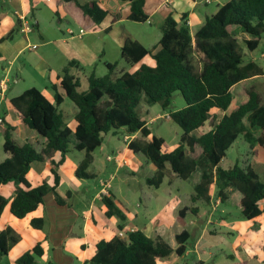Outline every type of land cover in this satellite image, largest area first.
Listing matches in <instances>:
<instances>
[{
  "label": "trees",
  "instance_id": "trees-1",
  "mask_svg": "<svg viewBox=\"0 0 264 264\" xmlns=\"http://www.w3.org/2000/svg\"><path fill=\"white\" fill-rule=\"evenodd\" d=\"M74 1L86 14L96 21L107 16L95 0L81 4ZM130 2V20L146 22V0H123ZM4 14L0 13V21ZM37 28V25L34 24ZM236 30L249 38L244 40L248 51H255L264 36V0H231L221 5L217 12L208 17L204 25L192 34L186 22L179 24L171 15L161 26L159 50L153 55L154 66L140 62L151 50L137 41L128 39L121 48L122 59L130 66L140 64L132 72H123L113 79L117 64H108L109 74L85 78L83 86L79 74L82 68L71 61L60 75L63 94L53 86L54 103L49 101L37 88H30L11 99L12 106L19 112L22 122L38 137L44 140L37 150L32 142L19 145L13 140L11 127L5 132L3 150L9 157L0 162V187L14 181L19 187L11 201L10 212L17 219H24L44 203V197L54 192L59 205H64L56 189L60 177L56 171L66 161L70 151L71 138L74 148L85 153L76 170L78 178L94 177L88 172L93 163V152L102 145L103 136L124 130L128 136L139 133L148 138L151 132L147 122L141 118L142 102L159 103L163 110L171 105L175 92H180L185 106L169 113L170 119L178 125L183 134L180 144L168 153L162 152L163 138L153 136L150 141L133 139L128 149L142 154L155 167L156 172L147 180L150 186L159 188L165 178L167 167L181 180L201 171V179L191 195L193 203L211 201L210 189L216 187L221 203L228 199L225 189L232 186L242 194L239 203L240 214L245 220H253L263 213L264 184L251 165L240 166L237 161L229 169L219 165L228 150L243 137L252 145L264 148V94L257 87L255 77L264 75L263 67L254 61H244L245 51ZM11 31L3 40L11 39ZM237 95L246 100L230 111ZM67 98L77 108L76 127L72 130L64 125L63 114L59 110ZM223 112L217 120L213 111ZM214 127L201 136L194 132L215 121ZM255 130V132L253 131ZM59 153L60 159L54 160ZM49 161L54 184L47 182L32 187L28 173L33 163ZM9 200L0 194V216ZM106 217H117L118 229L123 230L126 217L115 205L111 197L103 196ZM180 210L177 223L183 227L186 212ZM45 221L35 218L31 226L42 229ZM189 233L182 231L176 236L178 247H172L161 237H148L137 230L126 239L118 235L111 240H101L96 245V254L85 264H160L173 253L182 256L186 252ZM20 236L10 227L0 232V253L7 255L10 242H18ZM44 255L41 243L16 259L15 264H36Z\"/></svg>",
  "mask_w": 264,
  "mask_h": 264
},
{
  "label": "crops",
  "instance_id": "crops-1",
  "mask_svg": "<svg viewBox=\"0 0 264 264\" xmlns=\"http://www.w3.org/2000/svg\"><path fill=\"white\" fill-rule=\"evenodd\" d=\"M78 1L81 4H84L89 0ZM95 1L99 3L102 9L107 11V16L101 21H96L92 16L86 14L75 4L74 1L0 0V13L4 14V18L0 21V81L4 78L8 81V89L4 97L0 98V119L2 120V123H0V162L9 157V154L5 153L3 150L5 132L8 127L12 128V138L19 145H23L26 142H32L36 147L37 145L42 146L44 142V140L38 137L33 130L30 131L25 128V124L22 122L19 112L11 104V99L21 94L15 93L16 95L9 96V92H13L16 87H11L9 82V75L14 66L18 64V73L15 75L17 84L27 77V73H30L34 78L42 81L45 88H48V84L50 82L52 83V78H55L60 85V75L63 68L67 63L74 61L80 66V68H82L79 77L82 78L83 86L86 87L87 84L85 78L92 73L96 75L98 67V52L102 50L99 47V43L102 39H106L108 45H105L102 50V54L106 59L102 62L105 67L108 64H117L115 71L112 73V78L115 79L123 72H132L138 69L142 63L150 66L155 65V62L154 65L147 63V59H153V55L159 50L161 26L168 16L171 15L179 24H184V22H186L191 33L195 34V32L204 25L208 17L214 15L221 5H224L231 0L224 2L211 0L209 3H206L205 0H146L145 12L148 15L146 22H135L130 20L131 5L128 1ZM4 2L7 6H2ZM213 3H216L217 5L215 9L211 8ZM53 15H55V17L61 22L69 21V18L72 17L79 24H85L90 30L88 31V35L94 36L96 41L92 42L88 40V37L85 38L84 36H87V34L82 28L79 29L78 33H75L72 29L66 28L64 30L60 25L58 27ZM22 17L26 19L31 27V30L28 32H22ZM34 24L37 25V28L34 27ZM47 24L50 27H48ZM51 28L53 29L52 32ZM57 30L60 31V33L57 32ZM81 30H83L82 34L80 33ZM11 31L15 32L11 39L3 40V38ZM70 31H72V33H70ZM128 39L137 41L146 49L151 50V54L147 55L140 64L130 66L122 59L121 48ZM96 42L98 43L95 44ZM261 42L262 39L260 45ZM107 46H109V51H114V53L115 49H118L119 57H112L111 54H109L110 52H107ZM109 55L110 57H108ZM261 57H264V52L261 56L257 58L254 57L249 61L257 62L260 66L264 67L263 62L260 61L263 60ZM122 63L129 65V67H121ZM106 69L109 72L108 67H106ZM108 74L109 73L106 75ZM106 75H102L101 77ZM263 78L264 75H261L255 77L254 80L256 83H259ZM52 84L57 88V83ZM33 88H35V86ZM58 93L63 94V90L61 89ZM48 96L49 95H45L49 101H51L52 98L54 101V96L52 98ZM243 97L245 101L246 97ZM140 109H142V112H149V109L146 107V102H142ZM146 122L148 125V121ZM75 127L71 129L74 130ZM125 137H129L130 139L126 143L127 149V145L131 140H143L140 138L139 133L132 136L125 135ZM256 147L260 146L257 144L253 147V158H258V149ZM58 155L60 154H54L53 157L55 161L60 159L57 158ZM247 159L248 156H246V163ZM118 161H120L118 166H122L124 163L122 162V159H118ZM60 167L56 168L60 177V185L57 187L56 193L65 178H63L62 175L65 168ZM115 170L117 171L118 168ZM254 170L258 174L256 169ZM31 171L32 168L28 173V180L32 187H37L40 183L31 182ZM45 174L47 176L51 174V165L50 168H45ZM169 175L170 180L168 181V186L166 188L168 196L160 198L159 194H155L154 197L156 201H161L162 204H164L163 209L155 217L149 218L147 223L141 220L139 213L136 211L128 213L124 210L122 206L114 200L112 194L108 191L109 188L107 189L105 196L111 197L115 205L126 217L123 230H140L148 237H161L172 247L173 250H176L178 247L176 236L185 230L189 233L188 242L193 241L194 243V251L197 254V259L195 261L196 264H205L213 258H216L217 255L214 249L222 251L225 256V259L215 262L214 264H247L249 262L246 261L247 259L250 260L252 264H264V256L259 258L257 254L255 256L251 252L246 253L245 251V237L248 236V245L251 243L256 247L259 254H264V241L261 240V237H264V202L260 206L263 213L253 220H230L228 217L224 216L217 217L211 210H214L219 203H222L219 198L215 197V185L210 189L211 201L209 204L203 202L193 203L191 201V196L189 198V203L184 204L180 203V200L173 195L171 190L174 179H178V177L171 170H169ZM200 179L201 171L197 170L186 181L191 182L192 189L194 190L195 186L199 184ZM164 182L165 179L163 183ZM48 184L52 186L54 184V179L52 183ZM19 187L22 186H18L17 188ZM161 187L162 186L157 189H160ZM1 191H5V193L8 194L7 196L10 197L8 198L4 195L5 193H0L9 200L8 205L0 216V221H5V224L0 227L2 228L0 229V232L8 227L12 228L14 232L20 236L18 245L22 246L27 244V251L31 250L37 243H41L44 250V255L41 258H46L54 264H85L96 254V250L95 252L92 250L93 245L96 249V245L99 241L111 240L117 236L119 232L118 224L120 220L117 217L109 218L110 222L108 223V228H102V226L99 225V219H101V217L108 218L105 215L106 207L102 203L101 193H103V187L96 195L101 202H99L101 206L99 208L93 206V208L84 212L82 215H79V217L78 214L66 204V201L64 205H59L56 201V195L54 192H49L44 197V203L40 205L36 211L28 214L24 219H17L10 212V204L17 189H11V187L2 185L0 187V192ZM11 192H14V195ZM225 192L228 196V199L225 202H230L231 200L233 206H235L240 212L239 203L242 199V194L232 186L227 187ZM71 195V192L68 191L66 197L70 198ZM60 197L65 200L62 196ZM153 200L154 199L151 197H148V202L145 201V207H148ZM137 207H140V204H137ZM184 208H193L195 213L188 210L184 218V226L181 227L177 223V217L180 210ZM95 210L100 213V216L95 214ZM164 213H173V219H169L166 215L164 216ZM35 218H43L45 221L44 226L47 224L48 229H46V231L45 228H42V230L34 229L31 226V221ZM79 218L82 223L84 241L83 244L78 243L79 246L75 247L68 240V237L70 236V233H72ZM131 221L134 222L133 225H131ZM224 228L227 230L223 231ZM253 228L261 233L260 237L259 235L255 236L254 233L250 231V229ZM112 230H114V233ZM247 231H250L251 233ZM233 233H237V244L241 243L242 245L239 254L230 253L226 251L225 248H222L223 245L230 244L233 249V243L228 242L224 238L225 234L232 235ZM213 236L220 239L213 243L208 239V237ZM220 245L221 247H219ZM25 252L26 251H24V253ZM188 254L189 250L186 245V252L182 256H177L173 253L168 259L160 264H179L178 260L183 259ZM20 256L21 255L14 258L13 264H15L16 259Z\"/></svg>",
  "mask_w": 264,
  "mask_h": 264
},
{
  "label": "rangeland",
  "instance_id": "rangeland-1",
  "mask_svg": "<svg viewBox=\"0 0 264 264\" xmlns=\"http://www.w3.org/2000/svg\"><path fill=\"white\" fill-rule=\"evenodd\" d=\"M220 1H229V0H218ZM2 6H7V4L4 2ZM217 7L216 3H213L211 5L212 9H215ZM56 23L61 26L64 30L66 28L72 29L75 31V33H78L79 29L82 28L84 31H86L88 40L94 42L96 41V38L94 36H89L88 31L89 28L83 24H79L75 19L72 17L69 18V21L61 22L55 15H53ZM62 23V24H61ZM48 25V24H47ZM48 27H50L48 25ZM57 27V28H58ZM138 28V27H137ZM53 29L51 28V32ZM57 32L60 33V31L57 30ZM236 36L238 37L240 43L243 46V49L245 51L244 55V61L248 62L252 58H257L262 55L264 52V36L262 37L261 45L253 52L248 51L245 48L244 40L249 38L247 35L242 33L240 30L235 31ZM96 42L95 44H97ZM107 40H103L99 43L100 49L103 50V47L107 44ZM109 46H107V52H110L111 56L119 57L118 56V49H115L112 52L109 51ZM99 49V50H100ZM102 50L98 52V60H97V70L96 75L97 77H101L102 75H106L109 73L103 64V60L106 59L104 55L102 54ZM110 57V55L108 56ZM261 59L264 60V57H261ZM260 60L263 62L264 61ZM19 63V62H18ZM147 63H150L154 65V60L151 58L147 59ZM17 67L14 66L11 74L9 75V82L11 87H15V90L13 92H9V96L16 95L15 93H22L30 88L37 87L38 90H40L42 93H44L48 97L54 96V89L52 83H57L58 91L61 90V87L57 80L55 78H52V83L50 82L48 84V88H45L44 84H42V81L34 78V76L30 73H27V77L20 81L18 84L16 83L15 75L17 72ZM121 67H129V65L122 63ZM109 70V69H108ZM264 70V67H263ZM30 74V75H29ZM257 87L260 89V91L264 94V78L260 80V82L256 83ZM47 89V90H46ZM51 101L54 103L53 98ZM244 101V97L242 95H237L235 97L234 102L232 103L230 107V111L235 109L241 102ZM185 106V101L181 95L180 92H175L171 98V105L167 110H163L161 105L159 103H151L147 102L146 107L149 109V112H142L141 111V118L148 121V128L151 132L150 137L143 138L140 135V138H142L144 141H150L153 136L163 138L164 145L162 148V152L168 153L172 151L175 147H177L180 144V139L183 134V131L181 128L176 125L171 119H169V113L179 110ZM59 110L63 114L64 118V125L68 126L70 128H74L75 123V114L77 112V108L74 105L73 102H71L69 99H65L64 102L60 105ZM218 119H220L223 115L222 112L214 111L213 112ZM154 119V120H153ZM215 121H208L205 126L201 129H198L194 132V135L199 136L202 133L209 131L212 129L217 122ZM27 130L32 131L30 128H28L26 125H24ZM255 132V130H253ZM127 135L124 130H119L116 134H106L104 135L103 144L98 147L93 152V163L88 169V172L92 174L94 177L85 179V178H78L76 176V170L79 167L80 163L84 159L85 153L83 151H78L74 148L75 140L74 138H71V147L70 151L66 156V162L60 167L65 168L63 170V178L64 182L62 185L58 188L57 193L62 196L66 204L73 209L74 212H76L79 215H82L84 212H87L89 209L93 208H99L101 206V202L96 197V195L99 193L102 186H100L101 182L108 183V191L112 194L114 200L118 202L124 210H126L128 213H132L133 211H136L139 213V216L141 220L145 223H147L149 218L155 217L157 214H159L164 204H162L161 201H156L155 194H159L160 198H165L168 196L166 192V188L168 186V181L170 180L169 175V167L165 170V182L160 189H156L153 186H150L147 183V180L149 178H152L155 174L156 167L148 161L142 154L134 153L127 149L126 143L128 141H124V137ZM141 140V139H140ZM250 143L245 140V138L240 137L228 150L227 155L224 159H222L220 163V167L223 169H229L235 165V163L238 161L240 166L245 167L247 164H251V166L256 169V171L259 174L260 182L264 184V148L262 147H256L258 149L257 155L258 158L254 157L253 148L250 147ZM255 147V145H252ZM37 150L41 149V145L36 146ZM110 156L112 159L109 161L107 160V157ZM246 156H248L247 163H246ZM57 158H60V155L57 156ZM122 159L123 165L118 166L117 160ZM32 171L30 173V180L33 183H40V185L44 182L52 183L53 177L51 174L48 176L45 174V168H50L49 162H36L33 163ZM118 168L116 171L115 169ZM8 187H11V189H18V185L11 181L7 183ZM110 186V187H109ZM173 195L176 196L177 199L180 200V203H189V198L193 194V189L191 186V182L181 180L180 178L174 179V183L171 188ZM71 192L70 198L66 197L67 192ZM0 193H5V191H1ZM14 195V192H11ZM8 195V194H4ZM8 198L10 196H7ZM103 197V196H102ZM148 197H151L154 199L152 203L145 207V201L148 202ZM215 197L217 198V195L215 194ZM100 202V203H99ZM137 204H140V207H137ZM207 208V207H206ZM213 214H215L217 217L224 216L228 217L230 220H244L242 218L240 212L238 209H236L235 206H233L232 201L230 202H223L222 204L219 203V205L214 209L211 210ZM95 214L100 216V213L95 210ZM167 216L169 219H173L174 214L173 213H164V216ZM81 217V216H80ZM241 218V219H240ZM147 219V220H146ZM114 220V219H113ZM48 222V221H47ZM109 218L101 217L99 219V225L102 226V228H108ZM201 223V222H200ZM5 224V221H0V227H2ZM134 222L131 221V225H133ZM34 228V227H33ZM45 228V231L47 228V224L43 227ZM2 229V228H0ZM36 229V228H34ZM42 230V229H37ZM227 229H223L225 231ZM254 233L255 236L261 235V233L258 232L257 229L253 228L250 229ZM247 231V232H250ZM114 233V230H112ZM251 233V232H250ZM249 233V234H250ZM252 235V234H251ZM236 236L237 233H233L232 235H224V238L230 242L233 243V249L230 244L223 245L222 248H225L226 251L233 253V254H239L240 247L242 246L241 243L237 244L236 242ZM250 237V236H249ZM253 237V236H252ZM246 238V246L245 251L246 253L251 252L253 255L256 256V254L260 257H263L264 254H259L257 252L256 247H254L251 243L247 242L248 236ZM244 238V239H245ZM208 239L215 243L220 238L208 237ZM68 240L76 247L79 246V244H83L84 236L82 232V223L80 218L78 219L77 224L74 226L72 233H70V236L68 237ZM261 240L264 241V237H261ZM79 243V244H78ZM264 243V242H263ZM18 242H10V252L7 255H2L0 253V264H13L14 258L18 257L19 255H22L24 251H27L28 245H18ZM221 247V245L219 246ZM187 249L189 250V254L184 257L183 259H179V264H196L197 254L194 251V243L193 241L188 242ZM92 250L95 252V246H92ZM216 252V258H213L211 261L206 262L205 264H214L215 262H218L222 259H225V256L223 255L222 251L215 250ZM81 254V253H80ZM178 259V257H177ZM247 264H252L250 260ZM78 263V262H77ZM36 264H54L51 261H48L46 258H38Z\"/></svg>",
  "mask_w": 264,
  "mask_h": 264
},
{
  "label": "built area",
  "instance_id": "built-area-1",
  "mask_svg": "<svg viewBox=\"0 0 264 264\" xmlns=\"http://www.w3.org/2000/svg\"><path fill=\"white\" fill-rule=\"evenodd\" d=\"M211 0H205L206 3H209ZM22 19V32H28L31 30V27L30 25L28 24V22L26 21V19L24 17L21 18ZM70 33H72V31H70ZM80 33L82 34L83 33V30L80 31ZM8 81L7 79H2L0 81V98L4 97L7 89H8V85H7ZM0 123H2V120L0 119ZM129 140V137H125V141H128ZM112 158L110 156L107 157V160H111ZM117 163L119 165L120 161L117 160ZM108 183H104V182H101V186L103 187V193H101L102 196H105V194L107 193V188H108ZM134 230L131 229V230H120L118 232V236L122 239H126L128 234L133 232Z\"/></svg>",
  "mask_w": 264,
  "mask_h": 264
}]
</instances>
